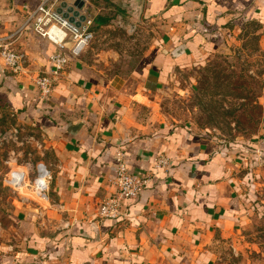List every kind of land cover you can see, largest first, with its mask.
Listing matches in <instances>:
<instances>
[{"label":"crops","instance_id":"obj_1","mask_svg":"<svg viewBox=\"0 0 264 264\" xmlns=\"http://www.w3.org/2000/svg\"><path fill=\"white\" fill-rule=\"evenodd\" d=\"M42 0H0V37L26 56L24 75L0 61V119H15L46 138L52 181L45 202L17 201L12 235L0 264H219L264 177V114L258 135L222 144L190 124L169 120L158 99L180 75L220 50L233 35L255 30L264 49V0H146L161 36L128 78H105L79 56L49 98L34 79L50 69L56 48L24 26ZM57 0L48 5L56 9ZM89 5L80 11L89 19ZM145 109L151 118L140 119ZM120 149L129 172L153 178L127 200L123 216L98 217L114 193ZM159 157L166 169H154Z\"/></svg>","mask_w":264,"mask_h":264},{"label":"rangeland","instance_id":"obj_2","mask_svg":"<svg viewBox=\"0 0 264 264\" xmlns=\"http://www.w3.org/2000/svg\"><path fill=\"white\" fill-rule=\"evenodd\" d=\"M83 1L89 5L92 38L80 56L82 61L107 79L128 78L161 36L162 21L146 16V0ZM98 17L109 21L97 25ZM179 78L178 85L158 99L157 112L190 124L223 145L258 135L264 114V49L255 30L233 35L220 50L210 52ZM137 112L140 119L152 116L145 109ZM48 162V144L40 131L13 118L0 119V246L16 243L11 217L16 200L27 193L25 188L21 194L13 192L4 179L15 168L48 167ZM260 181L257 196L249 200L252 213L235 237L222 243L219 264H264L263 176Z\"/></svg>","mask_w":264,"mask_h":264},{"label":"built area","instance_id":"obj_3","mask_svg":"<svg viewBox=\"0 0 264 264\" xmlns=\"http://www.w3.org/2000/svg\"><path fill=\"white\" fill-rule=\"evenodd\" d=\"M42 0L40 5L28 16L24 26L31 27L34 34L45 39L56 48L50 55L48 62L50 69L42 72L34 79V87L41 98L46 99L53 93L54 85L63 75L72 59L78 58L88 46L92 38L89 32L91 21L85 20L79 28L68 23L48 3ZM14 35L0 37V61L5 69L14 75H24L26 56L12 49ZM117 167L113 181L114 193L102 202L98 209V217L103 220H116L123 216V205L127 200H136L150 184L152 172L134 174L128 171L125 156L122 150L115 153ZM168 159L159 157L154 163V169H166ZM52 175L44 164L32 168H15L4 179V184L10 190L20 193L26 189L27 193L17 200H34L45 202L48 198ZM21 194V193H20Z\"/></svg>","mask_w":264,"mask_h":264},{"label":"water","instance_id":"obj_4","mask_svg":"<svg viewBox=\"0 0 264 264\" xmlns=\"http://www.w3.org/2000/svg\"><path fill=\"white\" fill-rule=\"evenodd\" d=\"M84 7L83 0H74L72 4H68L66 1L59 3V6L55 9V12L60 15L68 23L79 28L86 18L80 14V11Z\"/></svg>","mask_w":264,"mask_h":264},{"label":"trees","instance_id":"obj_5","mask_svg":"<svg viewBox=\"0 0 264 264\" xmlns=\"http://www.w3.org/2000/svg\"><path fill=\"white\" fill-rule=\"evenodd\" d=\"M116 13H117V15H120V16L123 15V13L121 12L120 8H116ZM147 17L150 18L151 16L148 15ZM108 21H109V19H105V18H102V17H98V18L95 19V23H96L97 25L106 24ZM251 30H253V29H251ZM247 31H248V30H247ZM236 142H237V141H236ZM232 143H234V142H232Z\"/></svg>","mask_w":264,"mask_h":264}]
</instances>
